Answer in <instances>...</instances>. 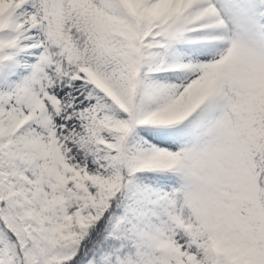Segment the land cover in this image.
<instances>
[{
	"label": "snow or ice",
	"instance_id": "1",
	"mask_svg": "<svg viewBox=\"0 0 264 264\" xmlns=\"http://www.w3.org/2000/svg\"><path fill=\"white\" fill-rule=\"evenodd\" d=\"M0 264H264V0H0Z\"/></svg>",
	"mask_w": 264,
	"mask_h": 264
}]
</instances>
